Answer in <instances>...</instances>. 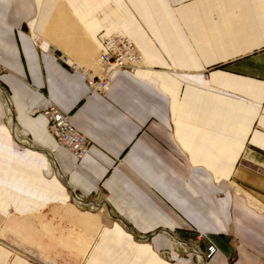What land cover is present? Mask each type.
<instances>
[{
  "label": "crops",
  "instance_id": "obj_1",
  "mask_svg": "<svg viewBox=\"0 0 264 264\" xmlns=\"http://www.w3.org/2000/svg\"><path fill=\"white\" fill-rule=\"evenodd\" d=\"M116 32L140 68L90 93ZM0 64V264H264V0H0Z\"/></svg>",
  "mask_w": 264,
  "mask_h": 264
},
{
  "label": "built area",
  "instance_id": "obj_2",
  "mask_svg": "<svg viewBox=\"0 0 264 264\" xmlns=\"http://www.w3.org/2000/svg\"><path fill=\"white\" fill-rule=\"evenodd\" d=\"M62 62H67V60L62 58ZM97 63L101 69V74L99 76H94L92 73H84L86 85L90 93H100L105 90L112 74L116 72L128 75L134 74V72L140 68L141 56L136 47L125 35L116 32L102 38L97 54ZM3 70L0 64V73H2ZM41 114L46 119L47 132L59 146L65 148L78 160L88 155L90 141L71 123L69 114L61 112L53 105H49ZM6 118L10 120L8 111H6ZM9 120H7L8 124ZM76 198L79 204L84 205V203H86L77 195ZM173 241L175 242L174 245L178 243L185 244L182 240ZM202 241L205 242V247L202 246ZM187 246L197 257H199L198 254L200 253L199 258H202L201 260H203L205 264L218 252L215 245L203 234L197 235L194 241H188ZM199 247H202L201 252L199 251ZM173 249L178 250L175 246H173Z\"/></svg>",
  "mask_w": 264,
  "mask_h": 264
},
{
  "label": "water",
  "instance_id": "obj_3",
  "mask_svg": "<svg viewBox=\"0 0 264 264\" xmlns=\"http://www.w3.org/2000/svg\"><path fill=\"white\" fill-rule=\"evenodd\" d=\"M0 92H1V95H2V99H1V101H3V104H4V106H6V108L8 109V112L10 113L11 112V108H10V105H9V103H8V100H7V96H6V94H5V92H4V90L2 89V87L0 86ZM11 123H12V125H11V128H12V131H13V128H14V123H13V121H12V119H11ZM13 133V132H12ZM23 146L25 145V144H22ZM24 147H27V148H31L30 146H28V145H25ZM37 150H39V151H43V150H41V149H39V148H37ZM70 192V191H69ZM70 196H71V198H73L74 200H76V201H78V199L76 198V195L73 193V192H70ZM101 205H104L105 206V208L107 209V211H109V207L107 206V205H105L104 203H101L100 204V206ZM168 233V236L170 237V238H172L173 240H176V241H180L177 237H175L171 232H167ZM134 236H135V238H137V239H146L147 237H142V236H139V235H137V234H134ZM199 251L201 252L202 251V247H199ZM190 252H192L191 250H190ZM199 255V257H200V253L198 254ZM202 258H200V260H201ZM200 264H205V262L203 261V260H201V262H200Z\"/></svg>",
  "mask_w": 264,
  "mask_h": 264
},
{
  "label": "bare ground",
  "instance_id": "obj_4",
  "mask_svg": "<svg viewBox=\"0 0 264 264\" xmlns=\"http://www.w3.org/2000/svg\"><path fill=\"white\" fill-rule=\"evenodd\" d=\"M82 68H83V67H82ZM0 97H2L1 92H0ZM8 120H9V118H8ZM10 125H12V123H10ZM11 130H12V128H11ZM14 131H15V130H14V128H13V131H12V132H13V135H16V133H14ZM75 202H76L77 204H79L77 201H75ZM80 206H82V205L80 204Z\"/></svg>",
  "mask_w": 264,
  "mask_h": 264
},
{
  "label": "rangeland",
  "instance_id": "obj_5",
  "mask_svg": "<svg viewBox=\"0 0 264 264\" xmlns=\"http://www.w3.org/2000/svg\"><path fill=\"white\" fill-rule=\"evenodd\" d=\"M0 98H1V97H0ZM1 99H2V98H1ZM5 107H6V106H5ZM6 110L8 111L7 108H6ZM195 235H199V233H195ZM203 235H204V234H203ZM212 244H213V243H212ZM170 246H172V250H173L174 252H176L175 249H173V244H172V245L170 244ZM200 262H201V260H200Z\"/></svg>",
  "mask_w": 264,
  "mask_h": 264
}]
</instances>
